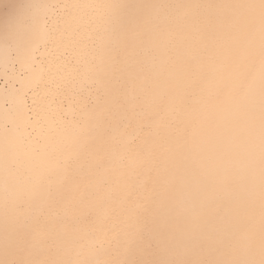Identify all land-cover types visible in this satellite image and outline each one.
<instances>
[{
	"label": "snow or ice",
	"instance_id": "1",
	"mask_svg": "<svg viewBox=\"0 0 264 264\" xmlns=\"http://www.w3.org/2000/svg\"><path fill=\"white\" fill-rule=\"evenodd\" d=\"M0 264H264V0H0Z\"/></svg>",
	"mask_w": 264,
	"mask_h": 264
}]
</instances>
